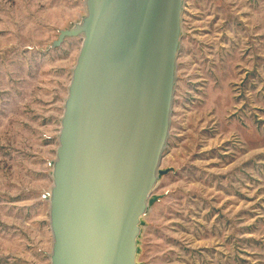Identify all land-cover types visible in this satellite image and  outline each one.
I'll return each mask as SVG.
<instances>
[{"label":"rangeland","instance_id":"rangeland-1","mask_svg":"<svg viewBox=\"0 0 264 264\" xmlns=\"http://www.w3.org/2000/svg\"><path fill=\"white\" fill-rule=\"evenodd\" d=\"M84 0H0V264H51L48 194ZM138 264H264V0H183ZM61 118V119H60Z\"/></svg>","mask_w":264,"mask_h":264},{"label":"water","instance_id":"water-1","mask_svg":"<svg viewBox=\"0 0 264 264\" xmlns=\"http://www.w3.org/2000/svg\"><path fill=\"white\" fill-rule=\"evenodd\" d=\"M52 165L51 264H138L169 137L183 0H84Z\"/></svg>","mask_w":264,"mask_h":264},{"label":"built area","instance_id":"built-area-1","mask_svg":"<svg viewBox=\"0 0 264 264\" xmlns=\"http://www.w3.org/2000/svg\"><path fill=\"white\" fill-rule=\"evenodd\" d=\"M48 196H49V194H48Z\"/></svg>","mask_w":264,"mask_h":264}]
</instances>
